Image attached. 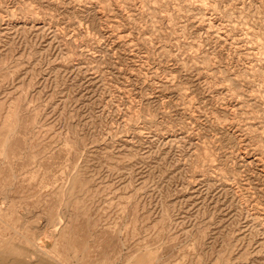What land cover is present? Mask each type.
Instances as JSON below:
<instances>
[{
    "label": "rangeland",
    "instance_id": "374dc122",
    "mask_svg": "<svg viewBox=\"0 0 264 264\" xmlns=\"http://www.w3.org/2000/svg\"><path fill=\"white\" fill-rule=\"evenodd\" d=\"M0 259L264 264V0H0Z\"/></svg>",
    "mask_w": 264,
    "mask_h": 264
},
{
    "label": "bare ground",
    "instance_id": "6f19581e",
    "mask_svg": "<svg viewBox=\"0 0 264 264\" xmlns=\"http://www.w3.org/2000/svg\"><path fill=\"white\" fill-rule=\"evenodd\" d=\"M4 258V257H3ZM30 258V257H29ZM36 258V257H35ZM9 259V258H8ZM3 260V259H2ZM28 260V259H27ZM37 260V259H36ZM0 261H1V259H0ZM7 261V260H6ZM19 261V260H18ZM34 261V260H33ZM4 262H5V259H4ZM28 262L29 261H27V262H25V264H28ZM36 262V261H35ZM7 263L9 264V262L7 261ZM22 263H24V262H22ZM22 263H20V264H22ZM31 264V263H30ZM33 264V263H32Z\"/></svg>",
    "mask_w": 264,
    "mask_h": 264
}]
</instances>
